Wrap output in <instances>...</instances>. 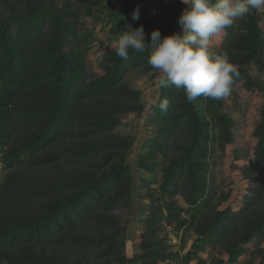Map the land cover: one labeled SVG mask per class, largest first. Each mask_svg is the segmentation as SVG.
<instances>
[{
  "label": "trees",
  "instance_id": "16d2710c",
  "mask_svg": "<svg viewBox=\"0 0 264 264\" xmlns=\"http://www.w3.org/2000/svg\"><path fill=\"white\" fill-rule=\"evenodd\" d=\"M104 1L0 0V161L9 168L0 175V264L136 262L126 255V228L112 212L131 203L134 178L125 155L132 140L115 136L112 128L119 113L144 108L140 92L123 76L148 53L130 50L124 60L110 49L103 73L88 74L78 49L76 10ZM120 16L119 11L112 18ZM252 18L241 19L237 29L225 28L216 50L227 52L237 67L233 83L250 63L264 69L263 40ZM249 82L243 84L251 89ZM161 91L168 108L156 107L163 125L148 140L149 157H141V165L162 170L161 190L170 197L180 194L199 209L210 203L204 201L210 183L200 171L214 152L234 142L232 120L221 111L222 98L189 102L182 89L170 85ZM253 136L254 159L264 169V113ZM256 191L237 212L211 206L192 216L194 233L205 244L212 239L224 245L228 263L237 261L253 237L264 240V181ZM258 206L259 220L253 217ZM165 207L168 221L176 219V209ZM155 229L146 220L136 264H165L172 256ZM198 248L194 244L193 250ZM256 249L258 264H264V246ZM192 257L187 252L181 264Z\"/></svg>",
  "mask_w": 264,
  "mask_h": 264
},
{
  "label": "rangeland",
  "instance_id": "374dc122",
  "mask_svg": "<svg viewBox=\"0 0 264 264\" xmlns=\"http://www.w3.org/2000/svg\"><path fill=\"white\" fill-rule=\"evenodd\" d=\"M57 2L61 4L63 0ZM185 7L181 0H105L86 10L84 7L77 9L76 25L81 34L78 49L84 58L88 74L103 73L102 64L106 53L116 47L118 38L125 30L130 29L128 26L136 28L142 25L146 43L150 42V34L154 29H158L161 36L174 31L179 32L178 16ZM119 11L121 16L113 19L112 16ZM137 11L139 19L134 20L133 13ZM250 16H253L252 19L259 28V36L263 40L264 60V10H252L245 19L249 21ZM240 20L237 19L233 23L234 28H238ZM225 34L223 30L210 38L212 52L216 53ZM158 75L148 64V55L134 67L126 69L123 81L140 92L144 108L139 112L119 113L118 122L112 128L115 136H128L132 140L125 155V163L130 166L134 178L131 203L129 206L112 210L120 219V225L126 228L127 257L135 259L134 264L142 257L143 250L140 248L142 233L146 227V220H151L153 227L154 225L156 227L158 241L165 246L167 253L172 254L166 258L165 264H181L182 257L187 252L194 254L189 264L196 263V256L201 257L203 264H221V261L224 264H258L256 248L263 247L264 240L253 237L250 242L242 245L243 249L237 261L228 263L226 247L214 244L212 239L209 241L210 244H205V239L194 233L191 223L195 224L192 219L194 213L203 212L211 206H216L218 211L226 207L235 212L239 211L257 194V184L261 185L264 181V169H260L253 154L256 143L253 131L264 113V69H259L253 63L248 64L244 74L231 85L230 94L222 98L221 111L231 117L234 142L214 152L209 160L210 165L201 169V175L203 174L210 183L208 191L204 193L206 195L204 201L208 200L210 203H205L199 209L189 206L180 194L170 197L161 190L162 170L154 173L151 170V163L144 167L141 165V157H149L147 150L151 141L148 140H151L163 125L156 114V107L164 95L158 86ZM246 78L250 81L251 89L243 84ZM247 168L254 173L248 175ZM8 171L9 168L7 166L4 168L0 161V175L7 174ZM166 204L176 209V219L168 221L167 216L170 212L165 207ZM258 210L259 213L263 212L258 206L253 210L254 214L250 212L248 214H253V217L259 220V214L256 212ZM194 244L199 247L197 250H193Z\"/></svg>",
  "mask_w": 264,
  "mask_h": 264
},
{
  "label": "clouds",
  "instance_id": "9594fccd",
  "mask_svg": "<svg viewBox=\"0 0 264 264\" xmlns=\"http://www.w3.org/2000/svg\"><path fill=\"white\" fill-rule=\"evenodd\" d=\"M186 6L178 16L179 32L161 36L158 29L144 39L143 26L130 28L118 38L115 53L127 60L129 51L148 53V64L158 75V86L182 89L189 102L204 97L221 99L231 92L237 67L228 53L210 50V38L231 26L237 19L247 17L252 10H264V0H181ZM138 20V11L133 13ZM166 111L168 101L158 104Z\"/></svg>",
  "mask_w": 264,
  "mask_h": 264
}]
</instances>
